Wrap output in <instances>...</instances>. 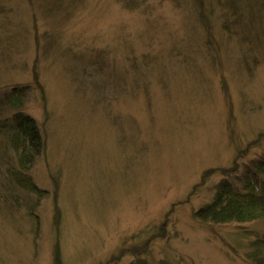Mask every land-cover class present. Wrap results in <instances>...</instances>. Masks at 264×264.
Segmentation results:
<instances>
[{
	"label": "rangeland",
	"instance_id": "1",
	"mask_svg": "<svg viewBox=\"0 0 264 264\" xmlns=\"http://www.w3.org/2000/svg\"><path fill=\"white\" fill-rule=\"evenodd\" d=\"M14 86L0 123L27 116L40 148L22 165L0 130V264L264 253V215H193L264 159V0H0V99Z\"/></svg>",
	"mask_w": 264,
	"mask_h": 264
},
{
	"label": "trees",
	"instance_id": "2",
	"mask_svg": "<svg viewBox=\"0 0 264 264\" xmlns=\"http://www.w3.org/2000/svg\"><path fill=\"white\" fill-rule=\"evenodd\" d=\"M25 93L23 86H14L0 99V107L2 105L17 108ZM0 130L8 131L12 146L14 148L19 147L21 152L18 157L22 165L38 153L40 140L36 135L35 125H32V120L28 119L27 116L21 114L11 115L9 120L0 123ZM249 144L246 145V148L250 146ZM247 150L241 149L240 154L245 153ZM254 166H256V169L248 167L242 176L237 177L240 185L227 177L216 182L213 185L211 200L198 207L193 213L194 217L203 222L222 224L250 222L263 216L264 179L257 178L256 174L264 173V159L261 158ZM237 169V161H234L226 173L236 172ZM210 171L211 169L204 171L202 177H205ZM259 245L264 248V239ZM251 248L254 249L247 254V257L252 264H264V253H260L257 245ZM56 257L57 255L54 257L57 262Z\"/></svg>",
	"mask_w": 264,
	"mask_h": 264
}]
</instances>
